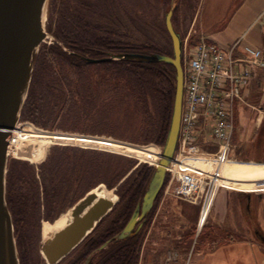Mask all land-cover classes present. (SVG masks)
Instances as JSON below:
<instances>
[{"label":"trees","instance_id":"1","mask_svg":"<svg viewBox=\"0 0 264 264\" xmlns=\"http://www.w3.org/2000/svg\"><path fill=\"white\" fill-rule=\"evenodd\" d=\"M91 1L84 3L86 12L83 14L78 8L81 0H49V31L62 46L40 47L20 122L46 131L87 134L82 128L84 114L96 110L95 113L103 117L102 121L114 111L123 117L137 119L136 126L143 134L134 139L135 142L164 146L175 100L176 69L166 63L112 60L91 64L84 59H102L123 53L156 52L168 56L172 53L167 54L153 46L125 44L113 38L111 30L100 35L98 26L90 24L88 19L97 15L96 2L107 7L110 0ZM143 78L149 80L147 87L140 83ZM152 96L158 103L152 105L151 110L148 99ZM53 150L38 173L21 162H12L6 175V202L18 252L25 264H31L36 255L41 219L53 223L79 195L101 183L109 189L115 186L107 181L94 182V178L90 182L89 177L97 171L96 165L92 166L91 172L90 168L79 170L75 150L66 147ZM134 167L117 175L115 184L121 183L118 202L110 215L79 245L82 246L81 253L69 264H83L90 256H93L92 264H139L143 231L123 241L115 240L142 202L154 173L148 166ZM22 188L28 192L26 196ZM105 243H108L107 247L101 249Z\"/></svg>","mask_w":264,"mask_h":264},{"label":"rangeland","instance_id":"2","mask_svg":"<svg viewBox=\"0 0 264 264\" xmlns=\"http://www.w3.org/2000/svg\"><path fill=\"white\" fill-rule=\"evenodd\" d=\"M85 2L92 3L91 0H81L80 4H78V8L79 11L83 14L86 12V7L84 5ZM200 3L201 0H110V6L106 7V5L102 6L100 3L96 2L95 7L97 9V15L96 17H91L88 20L90 24L98 26L97 31L100 35H106L109 32L108 30H111L112 34L110 35H112L115 39H120L123 43L125 42V44L127 43L129 45L137 47L153 46L167 54L172 53L173 55L172 40L168 34L165 25V15L170 9L173 8V25L176 31L181 34L184 43V53L182 57V65L184 67L186 56V60H189V52L191 48H193L194 44L199 41V34L196 28V20ZM49 22L50 9L48 0L42 24L41 41L37 48L36 55L38 54L39 49L42 45L51 46L53 44H59L60 46H62V43L55 38L52 32L49 31ZM155 53L156 52H152L149 54ZM135 54L147 53L139 52ZM140 81V83L144 84L145 87L148 86V78H143V80L140 79ZM260 94L261 95L259 96L257 95L254 98L251 97L249 98V100H245V103L243 105L244 112L242 114V118H244V120L247 122L246 124L249 126H253L257 117L264 114V90L261 91ZM148 101L150 104L149 109L151 110L152 105L158 103V99H156L155 96L149 98ZM95 112L96 110L89 114L86 113L83 116L84 118L82 121V128H84L88 132L87 134L63 131H46L35 127L32 124L22 122H19L18 125L22 126V128L24 126H29L33 130L43 131L53 135L59 134L67 137L76 136L95 139H106L111 140L115 143L126 144L137 148H150L153 154L156 155L162 153L163 146L161 144H140L135 142L134 139L138 138L140 134H143V131H141L136 126L137 119L130 116L126 118L125 116L123 117V115H118L116 112L113 111V113H110L107 119L105 118L101 121V118L103 117H100L99 113ZM125 119H127V121ZM238 121L240 124L239 119ZM19 131H21V129ZM239 139L240 136H237L236 134V138L232 140L233 153L231 155L230 161H245L243 160L245 159L244 157H241L243 158L241 159L240 157H237L239 155L235 153L237 151L235 150L236 147H244ZM200 140H203V138H200ZM199 144H201V142ZM204 145L209 154H216L219 149L218 144H216L215 142L213 143L211 141H208ZM45 146L46 150L44 153V157L41 160H36L35 158H21L17 155L15 156V154L13 153H10L8 158L7 173L12 162H21L26 166V168H32L38 173L39 168L46 163L51 152L54 151V148L66 147L75 150L74 158L78 161L76 167H78L79 170L84 168L88 171V169L90 168L89 172H91V168L95 164L97 171L95 172L93 177H89L90 182L94 178V182L107 181L110 184L115 185L112 189H109L104 183H101L100 185H98V187L102 186L108 193L113 196L116 195L119 199L118 194L119 192H121L119 185L121 183L115 184V179L117 175L120 174V172H124L131 166H135L134 168H137L138 166H140V168L142 166H148L153 168L155 171L158 166L156 162L159 161L157 156L153 161H142L135 154L120 153L119 151H114L110 148L98 147L97 145H83L82 143L75 142L59 143V141H56ZM178 150L179 145L176 151ZM187 167L193 169L198 173H202L204 176L211 177V184L215 183L214 177L217 173L215 165L210 168L204 163L196 166L195 164L191 166L188 163ZM222 170L223 169H221L220 172L221 175ZM129 175L130 173L127 176ZM216 183H219L218 180ZM174 188L175 180L171 175L168 174L166 176L164 186L162 187L159 193L160 196L158 195L157 201H155L154 207L151 211L152 213L150 212L151 216L149 214L150 217L148 216L146 218L140 230L143 231V246L141 249L139 264H190V259H194V257L209 251V247L207 245H202L200 242L206 235L205 233L207 230L205 228L211 226L212 224H215L213 223L210 214L211 208L208 211L207 220L202 225V227H200L199 222L201 215L203 214V205L192 204L186 200L176 197L174 194ZM22 189L23 195L26 196V193L28 192L25 188ZM220 190L232 194L233 196L238 197V199L239 195H241V197H244L242 195L245 194L237 191H227L223 189V187H217L214 188L212 191L213 198ZM89 192L85 193L82 196L79 195L77 199L72 201L73 204L64 211H61L53 223L48 222L45 219L40 220L39 241L37 246L35 247L36 255L31 261V264H48L42 254V246L45 239L43 237L44 224H54L62 215L68 213ZM234 206L235 210L237 209L238 212H240V208H238V201L234 203ZM114 207L110 210L107 216L110 215ZM26 213H29L28 210L26 211ZM105 217L103 219H105ZM108 225L109 222L105 225V227H108ZM81 248L82 246H78L77 249H80L79 252L78 250H76L67 259L64 258L65 260H61L58 264H69L72 259L77 257L79 253H81ZM17 256L19 259V264H25L23 263V261H21V252L19 255L18 248Z\"/></svg>","mask_w":264,"mask_h":264},{"label":"water","instance_id":"3","mask_svg":"<svg viewBox=\"0 0 264 264\" xmlns=\"http://www.w3.org/2000/svg\"><path fill=\"white\" fill-rule=\"evenodd\" d=\"M47 2L48 0H0V264H19L12 216L6 202L7 148L11 131L20 122L21 111L28 96ZM173 12L172 8L165 15L166 29L173 45L172 56L123 53L110 54L102 59H84L91 64L112 60L166 63L176 69L175 100L161 153L162 159L150 179L142 202L137 205L122 232L115 237L116 241L126 240L140 232L164 186L166 168L178 146L184 94L183 40L173 25ZM113 197L115 200L89 192L72 208L71 223L44 239L42 254L48 264H58L93 232L118 202V197ZM107 245L105 243L101 249ZM92 257H88L83 264H92Z\"/></svg>","mask_w":264,"mask_h":264},{"label":"built area","instance_id":"4","mask_svg":"<svg viewBox=\"0 0 264 264\" xmlns=\"http://www.w3.org/2000/svg\"><path fill=\"white\" fill-rule=\"evenodd\" d=\"M186 59L183 67L184 94L179 150L166 170L167 175L175 180L176 197L192 204H202L204 209L209 205L210 209L217 178L233 153L236 105L245 103L244 93L255 72L264 70V53L260 49L242 45L241 40L225 48L214 41L201 39L191 48L189 60ZM199 131L209 135L201 144ZM15 141L17 139L12 134L9 147ZM208 141L218 144L216 154H209L202 147ZM188 163H204L210 168L215 165V183L211 184V177L188 168Z\"/></svg>","mask_w":264,"mask_h":264},{"label":"crops","instance_id":"5","mask_svg":"<svg viewBox=\"0 0 264 264\" xmlns=\"http://www.w3.org/2000/svg\"><path fill=\"white\" fill-rule=\"evenodd\" d=\"M196 23L198 40L214 41L225 48L241 40L242 45L264 53V0H201ZM263 90L264 70H259L244 93L245 100L261 95ZM243 105H236L233 139L236 134L240 136L244 147H236L235 153L245 158H241L245 160L243 163L264 164V114L249 126L242 118ZM207 138L209 135L199 131V142ZM202 147L206 150L204 144ZM242 196L238 199L218 191L210 209L215 224L205 228L207 235L200 242L207 245L209 251L190 259V264H264V241L257 234L259 230L264 235V194L245 193ZM237 201L240 212L235 210ZM248 202L251 217L247 215Z\"/></svg>","mask_w":264,"mask_h":264},{"label":"bare ground","instance_id":"6","mask_svg":"<svg viewBox=\"0 0 264 264\" xmlns=\"http://www.w3.org/2000/svg\"><path fill=\"white\" fill-rule=\"evenodd\" d=\"M44 15L42 18V24ZM19 124V123H18ZM18 129V130H16ZM21 129V131H19ZM15 130V131H14ZM11 131V135L17 139L15 144H11L7 148L8 156L10 153L15 154L21 158H30L41 160L44 157L47 144L54 143L56 141L68 143H82L83 145H97L98 147L110 148L120 153L135 154L142 161L154 160L155 157L162 159L161 154H153L150 148H137L126 144L115 143L106 139H95L88 137H67L59 134H48L43 131L33 130L29 126L17 125L16 128ZM9 141V140H8ZM159 161L156 163L158 164ZM8 165V164H7ZM194 165V164H189ZM200 165V164H197ZM196 166V165H195ZM195 168V167H194ZM8 169V167H7ZM222 175L217 178L218 184L216 187H223L227 190L237 191L241 193H264V164L243 163L237 161H228L222 167ZM98 193L100 196H105L110 199H114L113 195L108 193L102 186L90 191V193ZM209 205L204 209L200 218V224L203 225L207 220ZM72 209L62 215L54 224L45 223L43 227V237L48 238L56 231H59L72 221L71 216Z\"/></svg>","mask_w":264,"mask_h":264},{"label":"flooded vegetation","instance_id":"7","mask_svg":"<svg viewBox=\"0 0 264 264\" xmlns=\"http://www.w3.org/2000/svg\"><path fill=\"white\" fill-rule=\"evenodd\" d=\"M250 213H251V210H250V208L248 207V208H247V215H248V217H251ZM257 234H258V236L264 241V235L262 234V232H260L259 230H257Z\"/></svg>","mask_w":264,"mask_h":264}]
</instances>
